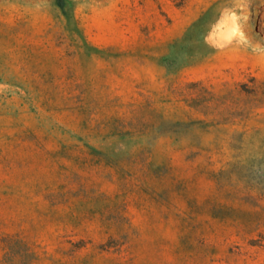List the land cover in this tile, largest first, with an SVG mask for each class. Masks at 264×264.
<instances>
[{
    "label": "rangeland",
    "instance_id": "1",
    "mask_svg": "<svg viewBox=\"0 0 264 264\" xmlns=\"http://www.w3.org/2000/svg\"><path fill=\"white\" fill-rule=\"evenodd\" d=\"M0 264H264V0H0Z\"/></svg>",
    "mask_w": 264,
    "mask_h": 264
},
{
    "label": "bare ground",
    "instance_id": "2",
    "mask_svg": "<svg viewBox=\"0 0 264 264\" xmlns=\"http://www.w3.org/2000/svg\"><path fill=\"white\" fill-rule=\"evenodd\" d=\"M161 162V161H160ZM169 182V181H168ZM161 184V183H160ZM175 184H177V183H175ZM171 185V184H170Z\"/></svg>",
    "mask_w": 264,
    "mask_h": 264
}]
</instances>
